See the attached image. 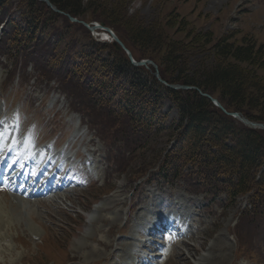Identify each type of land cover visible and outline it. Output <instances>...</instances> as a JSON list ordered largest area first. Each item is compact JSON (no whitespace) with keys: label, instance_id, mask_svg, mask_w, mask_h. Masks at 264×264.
I'll return each instance as SVG.
<instances>
[{"label":"rangeland","instance_id":"1","mask_svg":"<svg viewBox=\"0 0 264 264\" xmlns=\"http://www.w3.org/2000/svg\"><path fill=\"white\" fill-rule=\"evenodd\" d=\"M94 1L106 3L108 7L122 0ZM125 2L126 16L134 18L136 24H163L169 15L177 13L190 27L211 30L215 37L238 31L264 43V0ZM3 10L0 17L3 12L11 13L4 17V28L9 18L24 24L25 3L22 0H8ZM78 19L103 22L94 18ZM58 26L65 33L62 45L66 48L70 42L74 45L73 39L78 38L81 40L78 47L96 52V43H90L82 33L73 38V32L63 22L59 21L56 28ZM85 31L93 36L87 28ZM7 46L5 38L0 40V150L4 149L0 156L9 150H13L11 157L15 161L25 156L28 173L42 160L41 151L54 150L55 144L61 145L57 153L66 150V155L87 153L88 157L87 162L83 160L82 163L75 157L66 160V164L59 162L55 173L58 179L65 181L66 187L51 191L46 197L29 200L0 192V264H264V240H252L256 233L249 231L248 239L240 246L234 236L240 209L247 204L248 195L240 197L237 205L229 204L225 195L210 203L204 193H190L183 179L171 183L162 178L136 181L145 173L144 167L139 168L136 159H131L130 164L128 159L121 161L122 155L113 143L105 138L107 143L104 144V139L84 124L87 119L79 111L87 104L84 94L73 93L70 89L65 92L57 75L48 79L34 64H26L17 55L3 56L9 52ZM187 57V72L193 73L203 62L213 60V52L192 49ZM12 92L18 95L9 109L7 97ZM162 95V111L170 118L177 117V108L169 95L164 91ZM35 139L44 144L39 147ZM165 142V137L158 138L139 155L137 162L158 155L156 153L165 148ZM57 153L50 162L58 159ZM114 159L121 161L119 169L117 165H109ZM46 167L45 164L42 170ZM39 168L41 171V166ZM93 169L95 173L91 172ZM169 201L178 206V211L166 204ZM138 203L141 204L135 211L130 208ZM164 208L181 214L189 232L187 240L167 261L161 258L158 261L141 248L140 232L150 219L159 217Z\"/></svg>","mask_w":264,"mask_h":264},{"label":"trees","instance_id":"2","mask_svg":"<svg viewBox=\"0 0 264 264\" xmlns=\"http://www.w3.org/2000/svg\"><path fill=\"white\" fill-rule=\"evenodd\" d=\"M50 1L74 17L105 22L136 59L157 63L166 81L196 86L218 98L227 110L264 122V43L248 33L230 31L215 37L211 30L190 27L177 13L163 24L143 26L126 16L125 0L108 7L94 0ZM7 2L0 0V13ZM22 2L24 24L9 18L0 32L9 51L3 56L17 55L46 78L57 75L65 92L84 94L87 104L79 111L98 136L118 146L121 161L128 159L130 164L136 159L139 168L144 167L146 174L137 179L147 175L167 181L182 178L190 191L203 192L212 201L225 195L233 205L249 195L235 236L240 246L249 231L256 233L252 240H264V129L251 128L227 115L197 89L165 86L147 68L133 66L120 46L96 41L84 25L72 23L45 1ZM8 13L3 12L0 26ZM59 21L73 32V38L83 34L95 42L96 52L78 47V38L73 39L74 45H62L66 37L60 26L56 28ZM198 48L212 50L213 60L189 74L187 55ZM103 51L105 55L99 54ZM163 91L177 108L175 118L162 111ZM164 137L165 148L158 155L137 162L151 143ZM121 161L116 162L118 167Z\"/></svg>","mask_w":264,"mask_h":264},{"label":"water","instance_id":"3","mask_svg":"<svg viewBox=\"0 0 264 264\" xmlns=\"http://www.w3.org/2000/svg\"><path fill=\"white\" fill-rule=\"evenodd\" d=\"M42 1H45L51 8H53L54 10L56 11H60V12H63L61 10H59L57 8L56 5H54L50 0H42ZM68 17L70 18L71 21L73 22H81L84 26H86L87 28H89L92 32H95L97 29H105L106 31L110 32L114 41H115V44L117 45H120L124 50L125 52L127 53L129 59L131 60L132 64L136 67H141V66H146L148 68H150V66H153L154 67V74L155 76L161 81L163 82L164 84H166L168 87L170 88H174V89H188V88H194V86H189V85H182V84H172V83H168L166 82L160 75L159 73V69H158V66L155 62H153L151 59H142V60H136L134 57H133V54L131 52V50L126 46V44L123 42V40L108 26L105 25L104 22H101V23H98V24H91L90 22H85V21H82V20H79L77 19L76 17H73L69 14H67ZM200 92L208 97L209 99H211L218 107H220L225 113L241 120L242 122H244L245 124H247L248 126H251V127H255V128H261V129H264V123L262 122H256V121H252L250 119H248L247 117H245L242 113L240 112H230L228 111L222 104L221 102L214 98L213 96H211L210 94L208 93H204L200 90Z\"/></svg>","mask_w":264,"mask_h":264},{"label":"bare ground","instance_id":"4","mask_svg":"<svg viewBox=\"0 0 264 264\" xmlns=\"http://www.w3.org/2000/svg\"><path fill=\"white\" fill-rule=\"evenodd\" d=\"M160 227L161 228H168V227H171V228H173V229H175V228H177L178 227V225L176 224V223H174V222H170V223H165V222H162L161 223V225H160ZM155 234V232L154 233H152V236Z\"/></svg>","mask_w":264,"mask_h":264}]
</instances>
